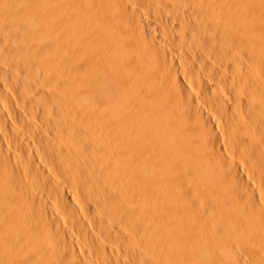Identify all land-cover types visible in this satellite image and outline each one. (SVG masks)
<instances>
[{
  "label": "bare ground",
  "instance_id": "6f19581e",
  "mask_svg": "<svg viewBox=\"0 0 264 264\" xmlns=\"http://www.w3.org/2000/svg\"><path fill=\"white\" fill-rule=\"evenodd\" d=\"M0 264H264V0H0Z\"/></svg>",
  "mask_w": 264,
  "mask_h": 264
}]
</instances>
